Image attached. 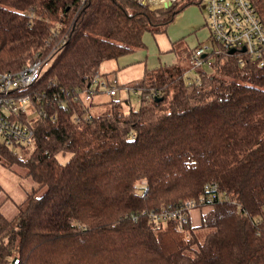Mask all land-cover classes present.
I'll return each instance as SVG.
<instances>
[{
    "label": "trees",
    "instance_id": "trees-1",
    "mask_svg": "<svg viewBox=\"0 0 264 264\" xmlns=\"http://www.w3.org/2000/svg\"><path fill=\"white\" fill-rule=\"evenodd\" d=\"M251 1L264 23V0ZM193 3L205 0L168 8L139 0H0V73L55 46L50 65L23 91L32 90L46 111L31 117L33 144L12 150L0 140V163L24 167L36 184L12 218L0 209V264H264V64L216 44L192 76L185 75L193 48L176 49V62L121 85L98 71L144 47V33L164 32ZM96 74L115 87L111 96L116 87L128 94L101 101L105 110L92 115L93 95L105 92L93 85ZM129 91L138 107L125 111ZM68 152L60 162L57 155ZM141 179L145 196L133 187ZM211 184L229 200L208 204L200 227L210 229L201 238L190 218L183 230L131 218L179 206Z\"/></svg>",
    "mask_w": 264,
    "mask_h": 264
},
{
    "label": "built area",
    "instance_id": "built-area-1",
    "mask_svg": "<svg viewBox=\"0 0 264 264\" xmlns=\"http://www.w3.org/2000/svg\"><path fill=\"white\" fill-rule=\"evenodd\" d=\"M148 4L150 8L163 7L164 2L176 0H139ZM205 14L209 37L207 42L197 44L190 57V68L198 69L204 63L209 64L204 56L211 50H216V44L226 52H233L236 56H248L250 59L264 64V23L262 22L256 6L251 0H205ZM50 54L43 58H34L23 68L17 71L0 73V140L12 150L31 147L34 140L32 118L45 116L46 111L39 108L40 97L24 93V89L33 85L36 80L50 65ZM101 79V78H100ZM96 74L92 80L93 85L105 89V93L114 95L115 87H108L104 80ZM80 96L81 93L79 92ZM89 99L90 94L75 101ZM19 156H22L19 154ZM139 188L141 196L148 191L146 179H141L133 184ZM209 193L198 197L188 198L179 206L160 205L156 208L142 209L133 213L131 218L137 219L138 214L146 217L156 224H171L179 230L189 219V210L214 202L229 200V196L221 192L216 184L207 186ZM17 259L9 264H16Z\"/></svg>",
    "mask_w": 264,
    "mask_h": 264
},
{
    "label": "rangeland",
    "instance_id": "rangeland-1",
    "mask_svg": "<svg viewBox=\"0 0 264 264\" xmlns=\"http://www.w3.org/2000/svg\"><path fill=\"white\" fill-rule=\"evenodd\" d=\"M185 0H176L175 3L181 5L182 2ZM173 3V2H172ZM191 7L192 11H185L187 8ZM180 18V19H179ZM264 18V14H263ZM162 32H159V34ZM55 34V33H54ZM149 34L150 38L152 39L153 45L155 44L153 34L146 32ZM175 35L176 37L173 38V41L170 42V46L172 47L171 51H165L158 53L159 58L161 55L164 54H172L174 59L176 58L174 51L176 49H186V48H194L197 45L198 41H206L209 37V30L207 26V17L206 14L201 10L200 5L197 3H193L189 6H186L178 17L173 20V22L169 25L167 29V33L164 32L163 35ZM179 34V35H178ZM144 40V39H143ZM146 41V40H145ZM145 46L139 49H136L133 52H138L139 50L143 51V57L147 55L148 63H154V57L152 56V52H149L148 42H145ZM147 43V44H146ZM172 43V44H171ZM53 47V46H52ZM52 47L48 50L46 56L49 54V51ZM55 47V46H54ZM53 47V48H54ZM127 53L120 57L129 55ZM161 62H164L162 57ZM31 60L26 62L29 63ZM145 61V59H144ZM174 60H170L167 62H171ZM177 61V58L176 60ZM166 62V61H165ZM159 64V61H157ZM171 64V63H169ZM190 67V62L188 61L186 70ZM102 75V74H101ZM110 75V76H109ZM108 75L109 79L114 78L113 72ZM194 75V70H189L187 76ZM116 78V77H115ZM189 79V78H188ZM119 83V80H118ZM119 91L117 96H111L105 92H102L100 95L94 94L93 101L95 105L92 106L91 114L95 115L101 113L105 110V107L102 106L101 101H108L110 99L117 98L119 96L123 97L126 94V90L124 88H117ZM125 90V91H123ZM129 102L125 103L123 110H128L129 108H137L138 107V95L135 91H129ZM28 94L32 93V90L26 92ZM27 148H30L27 147ZM27 150L26 155H28L29 151ZM70 153L66 154H58L57 158L60 162H65L69 158ZM36 188V184L31 180L29 176H26V169L24 167H15L14 169H8L3 164L0 163V209L8 218H12L16 212L18 211V205L25 201V197L28 193L32 192V189ZM43 191V188H40L34 192V196H38ZM210 205H202L199 207H195L189 210V218L190 223L192 226L195 227V231L198 233L199 237L201 238L205 232H207L210 227L209 226H201L202 218L206 219L209 217L210 214Z\"/></svg>",
    "mask_w": 264,
    "mask_h": 264
},
{
    "label": "crops",
    "instance_id": "crops-1",
    "mask_svg": "<svg viewBox=\"0 0 264 264\" xmlns=\"http://www.w3.org/2000/svg\"><path fill=\"white\" fill-rule=\"evenodd\" d=\"M199 5H200L201 10H203V12L205 13L204 4H199ZM181 11L175 16L173 20H175L178 17ZM186 11L191 12L192 8L191 7L187 8L185 11L182 12V14L185 13ZM172 22L173 21H171L170 24ZM169 25L167 26L164 32L167 33V29L169 28ZM164 32L160 34L159 33L153 34L154 41H155L154 45H153L152 39L150 38L149 34H146V33L143 34V39H144L143 41L146 40L145 42H148L149 52L150 53L152 52V56L154 57V63L149 64L147 55L143 57V51L139 50L138 52H133V53L131 52V54L123 56V57H119L117 59H111V60L104 61L99 67V70H98L99 73L105 74V76H108L111 72H113V75L111 76H114V78L116 77L115 79L117 81V84L121 85L129 81L140 78L143 75L144 70L146 68H153L160 64H169V63L176 62L175 60L177 57L174 59L172 54L161 55L160 57L164 59V62H161L160 57L157 58L158 53L172 50V47L170 46V42L173 41L174 37H176L175 35H172V34L165 36L163 35ZM207 41L208 39L206 41H198L197 44L202 43V42H207ZM174 54H175V51H174ZM170 60H174V61L167 62ZM157 61H159V64L157 63ZM118 80H119V83H118ZM125 90H126V94H125L126 96L128 94V89L125 88Z\"/></svg>",
    "mask_w": 264,
    "mask_h": 264
},
{
    "label": "water",
    "instance_id": "water-1",
    "mask_svg": "<svg viewBox=\"0 0 264 264\" xmlns=\"http://www.w3.org/2000/svg\"><path fill=\"white\" fill-rule=\"evenodd\" d=\"M171 5H172V1L164 2V3H163V8H168V7H170ZM231 52H232V50H231Z\"/></svg>",
    "mask_w": 264,
    "mask_h": 264
},
{
    "label": "bare ground",
    "instance_id": "bare-ground-1",
    "mask_svg": "<svg viewBox=\"0 0 264 264\" xmlns=\"http://www.w3.org/2000/svg\"><path fill=\"white\" fill-rule=\"evenodd\" d=\"M158 0H153V2H157Z\"/></svg>",
    "mask_w": 264,
    "mask_h": 264
}]
</instances>
